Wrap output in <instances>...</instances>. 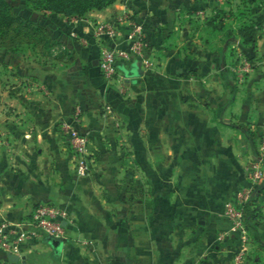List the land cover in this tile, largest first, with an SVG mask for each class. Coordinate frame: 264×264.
<instances>
[{
    "label": "crops",
    "instance_id": "0c3cea01",
    "mask_svg": "<svg viewBox=\"0 0 264 264\" xmlns=\"http://www.w3.org/2000/svg\"><path fill=\"white\" fill-rule=\"evenodd\" d=\"M191 1L116 0L78 19L44 14L42 23L61 45L44 54L27 47V54L21 50L12 55L7 96L1 94L0 80V121H9L0 123V147L10 139L11 151L20 152L26 162L21 157L0 162V224L5 217L12 222L27 220L44 202L70 214L66 240L47 237L42 243L24 245L20 261L196 264L201 257L196 253L221 234L228 249L211 250L215 258L211 264H231L236 251L250 244L249 238H242V227L233 228L225 216L226 205L236 200L237 190L246 183L243 167L248 162L227 160V151L236 156L238 145L236 140L227 142L226 134L243 132L250 137L247 124L256 141L264 132V15L256 17L261 39L253 54L255 68L241 87L229 80L231 96H223L228 109L220 124L205 109L208 56L200 45L189 43L194 17L184 4L190 7ZM102 26L113 29V34L101 31ZM137 29L148 38L144 56L152 67L132 55ZM101 47L128 55L119 59L113 84L103 80L94 64ZM221 57H214L220 69ZM77 105L85 114L79 125L72 122ZM227 114L236 124H226ZM63 121L91 139L97 159L86 177L73 170L70 146L60 129ZM121 148L130 153L127 165L120 152L115 153ZM51 152L56 162L48 160ZM43 159L47 161L39 162ZM132 166L137 172L131 178ZM123 178L150 183L149 211L126 200L118 185ZM259 200L264 202V191ZM200 222L206 238L199 232L198 241H188L190 246L176 237ZM257 224L264 237V215ZM5 257L0 247V260Z\"/></svg>",
    "mask_w": 264,
    "mask_h": 264
},
{
    "label": "rangeland",
    "instance_id": "374dc122",
    "mask_svg": "<svg viewBox=\"0 0 264 264\" xmlns=\"http://www.w3.org/2000/svg\"><path fill=\"white\" fill-rule=\"evenodd\" d=\"M108 0H47L45 3H42L41 0H11V3L13 4L14 9L18 13H22L26 18H30L34 22L38 24H42L46 27L45 24H43L42 16L44 14H57L56 10H60L61 8L68 7L69 14L71 17H75V19L81 18L84 15H78L80 10L83 11L85 6L89 5H95V4H104ZM116 1V0H115ZM200 1V6L196 8V5ZM192 6L188 7L187 4H184L185 10L187 9L189 13L193 14V20H192V38L189 40V43H193L194 45H200V50H204L206 52L207 58V65H206V111L209 112L210 119L211 120H218L220 124H224V114L227 113V102L222 103L224 100L223 96L227 95L228 98L230 95V81L235 84V86L241 87L242 84L246 83L247 79L253 72L254 66L253 60L250 57H246L243 51L238 46L237 42L241 41V37L237 35V29L240 27V25L244 21L248 22H254L256 24V17L258 15H264V0H194L191 1ZM37 4H44L43 7L39 9H35L34 5L37 6ZM195 7V8H193ZM190 9H192L190 11ZM92 10H98L96 8L90 9ZM90 11L86 12L85 15L90 13ZM183 11V10H182ZM80 14V13H79ZM29 16V17H27ZM257 26V25H256ZM264 27V24L262 25ZM47 28V27H46ZM48 29V28H47ZM49 30V29H48ZM50 32V30H49ZM228 32H230L231 36L234 38H237L236 42L230 41L228 45L225 47L223 55L221 54V49L224 45V39H227ZM5 33L4 29H0V36ZM141 33V31H140ZM138 34V40L141 41L144 45V53L147 51L148 48V38L143 37L142 35ZM7 37L12 36V32L5 33ZM51 34V33H50ZM58 45H61L58 42ZM31 49V47H28ZM27 46H23L19 51L25 50L26 52ZM15 53H12L9 49L0 47V80L3 84V90L1 94L4 96H7L8 88L10 87V75H9V65L11 63L12 55H15ZM66 56L71 60L74 59V57L71 56V54L66 52ZM222 56L221 61V69L216 67L219 62L214 61V57ZM145 57V56H144ZM68 59V60H69ZM146 60H148L145 57ZM213 59V60H211ZM142 63H144L145 66L152 67L153 64L147 65L145 60L141 59ZM255 63V60H254ZM212 67V69H211ZM215 68V69H213ZM230 80V81H229ZM9 82V83H8ZM223 99V100H222ZM7 105V103H4ZM78 106V105H77ZM76 107V106H75ZM231 111H228L230 113ZM227 123L226 124H236L234 123L233 119L234 116L230 117V114H227ZM7 124H9V121H6ZM1 122L0 123H5ZM65 123L63 121L60 124V129L62 124ZM249 124L245 126V129L248 130L247 136L243 132H237L234 133L233 131L231 133L226 134L227 142L236 140L237 142V150H236V156L231 155L230 151H227L226 157L229 162H243L248 161L244 164L243 170H244V177L246 180V183L243 185L241 189L237 190L236 192V200L234 202H229L226 207V218L227 221L231 223V226L238 227L239 219L237 216H233L230 209L235 208V211H243L244 205L248 203L249 201L254 200L257 197V194L259 191H264V180L260 183H252L251 177H250V166L254 162H257L261 156L264 158V151L261 150L262 141L264 138V132L261 134L260 140L256 141L257 138L254 135L253 132L250 131V128L248 127ZM63 134V133H62ZM239 134H241L239 136ZM217 136L219 134L217 133ZM64 139L65 136L63 135ZM242 138V139H241ZM256 139V140H255ZM10 139H6L2 147H0V162H16V160L20 157L22 161L26 162L25 156H22L20 152L14 153V151H11L12 143L9 141ZM252 143H251V142ZM250 142V143H249ZM228 144V143H227ZM123 148V147H122ZM121 149H118L115 153L120 152V158L123 163L128 164V157L130 156V153L126 151H122ZM68 152H71L70 148L68 149ZM67 152V153H68ZM38 152L35 150V155L38 156ZM67 155V154H66ZM94 160L96 161L95 155L93 156ZM241 158V161L240 159ZM239 159V160H238ZM50 162H56V159L54 157V154H52L48 158ZM216 160V159H215ZM20 161V160H19ZM47 161L46 159H43L39 162ZM128 169V167H126ZM130 172L131 178L133 177V173L137 172L136 166L130 167L128 169ZM205 170V167L203 168ZM118 185L121 188V191L125 194L126 200L133 202L132 205L136 207L137 209L139 206H145L147 207L148 211L152 208V202L148 196L150 190V183L149 182H143V184H139L138 179H129V181H125V179H120L118 182ZM124 185L125 187L128 185L127 190L124 191ZM250 191L248 194L247 191ZM251 194V198L248 202L245 203V199L248 197V195ZM41 204V203H40ZM258 209L260 210L261 214L264 215V211L262 210L264 207V202L260 203V200L258 201ZM244 212V211H243ZM262 215V218H263ZM4 222H12L8 220L6 217L1 223ZM257 224V223H256ZM204 224L196 223L195 229L193 231H179L177 232V238L178 239H186L188 241H192L194 243L195 235L200 232L202 237L206 238V232L201 231V227ZM242 228L240 229V232L242 233V238L245 240V238H249L248 247L242 248L237 252H241L243 255V258L241 259V262L239 264H264V245H260L255 241V236L252 235L251 231L246 229L245 223L242 222ZM257 230L259 231L258 227L259 225H256ZM228 232V230H221V232ZM220 232V233H221ZM241 236V235H239ZM217 238V239H216ZM225 237L221 236V234H217V237H214L211 242H208V244L203 245L199 244L203 248V252L196 253L197 255H201L199 257L198 262L196 264H211L215 258L213 256V250L214 253L216 250L225 247L226 250L228 247L226 246V242L223 239ZM199 238L195 239L198 241ZM216 239V240H214ZM189 243V242H188ZM190 244V243H189ZM191 246V244H190ZM198 246V245H195ZM212 250V251H211ZM206 251L209 252L207 256H205ZM235 253V254H236ZM234 254V255H235ZM203 255V256H202ZM233 255V256H234ZM205 256V257H204ZM207 257V258H206ZM234 264L236 261H234V257L231 260ZM216 263V262H215ZM224 263V262H223ZM0 264H30L25 262V260H21L20 262H13L8 257H5L4 260H0Z\"/></svg>",
    "mask_w": 264,
    "mask_h": 264
},
{
    "label": "built area",
    "instance_id": "2783aa9c",
    "mask_svg": "<svg viewBox=\"0 0 264 264\" xmlns=\"http://www.w3.org/2000/svg\"><path fill=\"white\" fill-rule=\"evenodd\" d=\"M100 30L112 35L114 30L107 26L100 27ZM138 34L140 29H137ZM132 55L137 59H143L150 64L144 57V45L137 40L133 46ZM121 57L127 58L128 55L124 51L117 48L101 47L98 55V67L103 80L108 84L116 82L118 77V61ZM72 122L79 125L82 122L84 110L78 105L74 107L72 113ZM61 132L67 139V143L71 150L72 167L78 177H86L92 171L94 165V157L90 148L89 136L79 132L74 125L65 122L61 126ZM264 135V134H263ZM261 150L264 151V138L261 145ZM251 182L256 184L264 180V158L258 159L250 166ZM249 194L250 191L248 190ZM251 194L245 199V203L251 198ZM233 216L239 219L238 227L242 226L243 211H235V208L230 209ZM69 215L64 208L50 202L38 204L31 216L26 220L19 222H4L0 224V247L7 254L12 253L22 255L24 245H32L42 243L45 238L50 237L56 240L67 239V227ZM243 255L237 252L234 255V264H239Z\"/></svg>",
    "mask_w": 264,
    "mask_h": 264
},
{
    "label": "trees",
    "instance_id": "16d2710c",
    "mask_svg": "<svg viewBox=\"0 0 264 264\" xmlns=\"http://www.w3.org/2000/svg\"><path fill=\"white\" fill-rule=\"evenodd\" d=\"M47 0H41L45 3ZM115 0H108L104 4H93L85 6L83 11L76 12L78 15H85L86 12L90 11L92 8L103 10L108 6L112 5ZM44 4L34 5L35 9L43 7ZM67 6V5H66ZM64 5L60 10H56L57 14L68 15V7ZM80 13V14H79ZM0 29H4L5 33L12 32V36L7 37L5 33L0 36V47L9 49L12 53L18 52L24 45L41 51L43 54L50 52L51 49L58 45L56 39L52 37L49 30L42 24H38L26 18L23 14L16 12L11 3V0H0ZM228 32L227 39H224V45L221 49V54L223 53L224 47L228 45L230 41L236 42L237 38H234ZM237 35L242 39L239 42V47L245 54V56L254 59L253 54L258 47V41L261 39L258 27L254 22L244 21L240 27L237 29ZM219 61H221L219 59ZM222 63V62H221ZM255 68V63L253 60L252 64ZM102 77V76H101ZM236 87H234L233 92L235 93ZM263 190L259 191L257 197L249 201L244 205L243 211V222L245 223L246 229L251 231L252 235L255 236V241L260 245H264V237H262L257 230L256 223L262 218L260 210L258 209L259 196ZM264 211V207L262 209Z\"/></svg>",
    "mask_w": 264,
    "mask_h": 264
},
{
    "label": "water",
    "instance_id": "95a60500",
    "mask_svg": "<svg viewBox=\"0 0 264 264\" xmlns=\"http://www.w3.org/2000/svg\"><path fill=\"white\" fill-rule=\"evenodd\" d=\"M94 64H95V65H98V60H96ZM50 240H51V241H54L55 239L50 238ZM7 257H8L11 261H13V262H19L20 259L22 258L21 255L19 256V255L12 254V253H8V254H7Z\"/></svg>",
    "mask_w": 264,
    "mask_h": 264
}]
</instances>
